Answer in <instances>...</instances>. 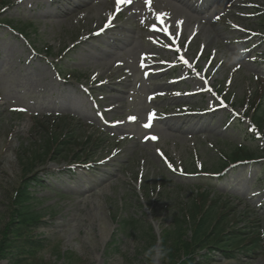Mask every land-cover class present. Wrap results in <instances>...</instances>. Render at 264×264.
<instances>
[{
  "label": "rangeland",
  "instance_id": "obj_1",
  "mask_svg": "<svg viewBox=\"0 0 264 264\" xmlns=\"http://www.w3.org/2000/svg\"><path fill=\"white\" fill-rule=\"evenodd\" d=\"M181 1L193 5L151 0L150 11L132 0L117 12L115 0H0V232L25 179L17 153L44 134L35 119L101 141L94 160L64 156L27 176L40 180L29 188L43 214L32 236L50 242L46 264H64L59 251L84 264H153L141 227L152 226L161 247L172 216L209 188L236 209L231 219L264 232V159L230 167L223 180L214 170L235 149L264 150L250 127L253 93L264 91V0H199L192 17ZM89 2L91 11L81 8ZM162 13L164 24L156 19ZM108 24L115 38L99 36ZM154 24L160 31H150ZM234 55L241 58L232 63ZM171 118L179 131L167 128ZM125 220L138 226L123 233ZM16 262L12 250L0 264ZM195 264H264V242L253 258L212 252Z\"/></svg>",
  "mask_w": 264,
  "mask_h": 264
},
{
  "label": "trees",
  "instance_id": "obj_2",
  "mask_svg": "<svg viewBox=\"0 0 264 264\" xmlns=\"http://www.w3.org/2000/svg\"><path fill=\"white\" fill-rule=\"evenodd\" d=\"M23 31L26 32L27 29ZM252 99L254 101L250 105L251 130L264 137V91L259 93L257 90ZM35 125V130L41 127L44 134L31 149L22 148L17 153L25 179L13 198L10 222L0 232V262L15 250L17 264H46L41 254L50 247V242L32 236V232L43 224V214L35 205L37 198L29 191L31 184L40 180L36 178L31 182L30 177H27L35 171L36 165L49 160L56 161L64 156H73V160L90 161L101 148L99 138L80 136L71 124L65 125L68 133L55 121L35 119ZM80 151L85 154L83 157L79 156ZM261 159H264V150L255 152L240 147L229 154H223L214 170L222 172L219 174L221 177L234 165L258 162ZM146 195L150 197L148 190ZM197 195L185 210L182 209L179 214L172 216L170 227L163 231L160 245L168 254L162 259V264H195L196 259L200 257L208 260L212 252L222 254L228 261L257 256L263 247L264 232L257 227L241 226L236 218L231 219V216L236 214V209L231 208L228 202L222 203L223 198L217 196L211 188ZM136 226L138 225L135 220H125L120 229L128 234ZM141 229L146 252L156 247L158 240L152 226H142ZM58 257L63 259L64 264H84L80 258L60 251Z\"/></svg>",
  "mask_w": 264,
  "mask_h": 264
},
{
  "label": "bare ground",
  "instance_id": "obj_3",
  "mask_svg": "<svg viewBox=\"0 0 264 264\" xmlns=\"http://www.w3.org/2000/svg\"><path fill=\"white\" fill-rule=\"evenodd\" d=\"M71 1V3L73 4V5H76V1L77 0H70ZM180 1V0H179ZM199 0H192V4L193 5H189V4H186L184 1H181L180 2V4H181V6H182V8H184L185 10L184 11H186V13H188V14H190V16L192 17V16H194L193 15V13H195V14H198L199 13V5L197 4V2H198ZM89 6H91V3L89 2V3H84V5L81 7V8H84V7H86V8H88ZM230 7H235V6H237V4H231V5H229ZM126 8H127V6H126ZM90 11H91V9L90 8H88ZM203 14V13H202ZM190 16H188V15H186V18H184V23L185 24H187V22L188 23H190L191 22V17ZM116 29H117V27L116 26H114L113 24H108L106 27H105V29H104V31H102L100 34H99V36L101 35V36H105L106 34H109V35H111L113 38H115V31H116ZM222 38V34L220 33V32H218V31H215V36H214V38L213 39H221ZM115 40V39H114ZM118 40V39H117ZM108 66H109V69L110 68H112L113 66L112 65H109V64H104V68L105 69H107L108 70ZM148 67V70H150V74H152V75H157L160 71H159V69H160V65H148L147 66ZM155 78L157 79L158 78V76H155ZM126 80V79H125ZM122 83V81L120 82V84ZM161 89H163V88H165V87H163V86H161L160 87ZM197 94H199V93H192V94H189V95H187V96H189L190 98H193L194 96H196ZM185 116H188V115H185ZM179 120L181 119V117L180 118H178ZM166 120V119H165ZM171 120H172V118L171 119H169V120H166V122H165V124H166V126H167V128L168 129H170V130H173V131H179V129H181V127H179V128H177L176 129V127L175 126H172L171 125ZM190 121H184V124H187V123H189ZM189 130H194V128H190Z\"/></svg>",
  "mask_w": 264,
  "mask_h": 264
},
{
  "label": "snow or ice",
  "instance_id": "obj_4",
  "mask_svg": "<svg viewBox=\"0 0 264 264\" xmlns=\"http://www.w3.org/2000/svg\"><path fill=\"white\" fill-rule=\"evenodd\" d=\"M146 4L149 6V10L151 11V0H145ZM132 3V0H115V7H116V11L119 12L121 10V7L126 5V4H131ZM167 14L166 13H162L160 15H158L156 17L157 21H159L161 24H164V20H163V17L166 16ZM109 23H111V21H109ZM141 23H144V21L142 20ZM182 21H179L177 22V27H179L180 25H182ZM164 32H165V35H168L170 37V39H174L176 33H169L167 31V27H165L164 29ZM150 31H153V32H156V31H160L159 28H157V26L154 24L151 28H150ZM156 42V41H154ZM182 47V46H181ZM175 52L179 53L181 51V48H176L174 49ZM182 63L184 65H189V61L184 57V56H179L178 57ZM177 95H179V93H177ZM21 111H23L24 109H19ZM156 117V114L153 112V113H150L149 116H148V122L146 124H144V127L145 128H150L151 127V124H152V121L155 119ZM130 120H135L136 118L135 117H130L129 118ZM147 139H151L153 141L157 140V137L155 136H152V137H148Z\"/></svg>",
  "mask_w": 264,
  "mask_h": 264
},
{
  "label": "clouds",
  "instance_id": "obj_5",
  "mask_svg": "<svg viewBox=\"0 0 264 264\" xmlns=\"http://www.w3.org/2000/svg\"><path fill=\"white\" fill-rule=\"evenodd\" d=\"M240 55H234L231 57L230 62L235 63L239 61ZM167 250L162 247H153L145 252L146 257L152 259L153 264H159V262L167 256Z\"/></svg>",
  "mask_w": 264,
  "mask_h": 264
}]
</instances>
